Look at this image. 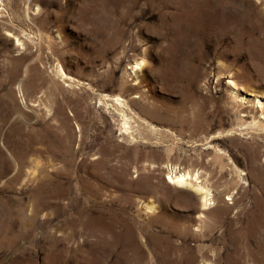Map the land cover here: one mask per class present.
Returning <instances> with one entry per match:
<instances>
[{
	"label": "rangeland",
	"instance_id": "1",
	"mask_svg": "<svg viewBox=\"0 0 264 264\" xmlns=\"http://www.w3.org/2000/svg\"><path fill=\"white\" fill-rule=\"evenodd\" d=\"M0 264H264V0H0Z\"/></svg>",
	"mask_w": 264,
	"mask_h": 264
},
{
	"label": "bare ground",
	"instance_id": "2",
	"mask_svg": "<svg viewBox=\"0 0 264 264\" xmlns=\"http://www.w3.org/2000/svg\"><path fill=\"white\" fill-rule=\"evenodd\" d=\"M143 64V63H142ZM198 173H192L190 170L177 171V167L171 166V174L168 179L172 184L178 187L192 189L201 198L203 207L208 208L213 202V194L209 187L200 183ZM230 198H228L229 200Z\"/></svg>",
	"mask_w": 264,
	"mask_h": 264
}]
</instances>
